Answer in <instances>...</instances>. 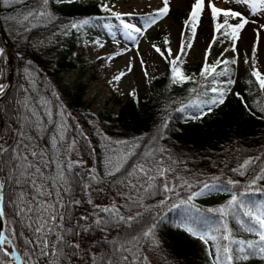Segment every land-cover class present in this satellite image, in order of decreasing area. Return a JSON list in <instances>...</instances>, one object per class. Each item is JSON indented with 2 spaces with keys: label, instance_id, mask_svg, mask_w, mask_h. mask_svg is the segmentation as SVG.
Returning <instances> with one entry per match:
<instances>
[{
  "label": "snow or ice",
  "instance_id": "6c2138e0",
  "mask_svg": "<svg viewBox=\"0 0 264 264\" xmlns=\"http://www.w3.org/2000/svg\"><path fill=\"white\" fill-rule=\"evenodd\" d=\"M55 2L72 4L80 0H55ZM162 2V7L145 17L146 27H152L168 14L169 0ZM224 2L240 5L244 10L221 9L215 6L213 0H208L207 5L205 0H194L188 19L184 22L186 27H190L191 36L185 41L186 33H181L180 53L186 54L185 47L191 49L197 25L206 8L210 10L213 22L212 43L219 40L217 33L231 41V48H226L225 51H237V42L242 40V32L249 23H257L259 29H264V24L248 18L249 14L252 17H264V0H224ZM0 4L4 7L26 5L27 0H0ZM49 4L50 0H35L33 7L21 12L22 21L32 27L37 26L33 21H54L55 16L49 10ZM97 6L120 22L123 29L127 30L129 39L136 41L137 38L133 33L143 35L141 27L128 23L122 18L131 16L132 13L113 11L114 6H109L104 0H100ZM231 20L238 22L231 23ZM89 23V19H82L71 23L69 27L79 30ZM104 27L111 26L104 25ZM254 31L258 43L259 31L256 29ZM64 34L67 35L68 32L65 31ZM165 43H168L167 38ZM211 46L210 44L209 50L205 52V63L200 71V76L204 79L227 75L230 72L229 68L224 67L220 71L217 69L222 64L227 66L237 63L235 58L231 60L218 58L210 65L207 57ZM99 47L102 48L103 44H99ZM153 48L168 61L173 85L183 84L192 79L178 66L182 63L181 54L170 59L172 57L170 48L167 49V56L159 47L153 45ZM123 54V51L116 52L107 59L113 60ZM4 55L5 50L0 48V57ZM256 55L257 47L254 43L251 50L250 76L264 94V74L256 67ZM244 63L249 64L247 56ZM27 64L30 66L32 61H27ZM141 65L143 66L142 60ZM131 70L132 65L129 62L128 71ZM24 74L29 87L22 88L23 92L29 93L31 90L37 93V97L25 95L22 101H17L19 107L14 110L9 109L7 112L2 111L4 106L0 103V264H142L147 257L139 255L140 240L151 238L153 245L157 246L159 241L155 239V229L159 225L153 223L139 236L131 235L126 228H132L141 213L124 215L121 208L131 211L133 207H143V199L158 191L156 180L163 179L166 172L171 169L163 167L164 161L155 159V152L152 150H146L139 160L126 167L129 159L137 155L134 149L121 152L118 148H109L110 154L105 160L103 176L98 175L94 169L79 171L83 161L73 159L72 156L73 153L79 155L83 146L78 147L76 136L86 139L84 133L79 129V125L75 126L74 133L73 126L68 122L71 114L66 112L63 105L53 111L51 102L39 95L36 80L29 67L24 68ZM125 75L127 73L121 71L109 83L113 81L118 83ZM234 83L231 78L226 81L227 85ZM209 91L216 95L203 102L207 112L202 110L201 116L194 117L195 119H200L214 107L223 105L230 88L212 87ZM5 92L6 86L0 84V95ZM129 95L135 98V90ZM236 95L239 97V93ZM56 98L59 100V96ZM241 99L243 100L242 97ZM163 127H167V122ZM158 151L163 152L164 149ZM258 161L261 163H257ZM231 171L240 176L250 174L246 191L264 193V186H258V182L264 181V157L259 155L247 157ZM108 177L112 178L109 187L121 189L117 194L122 197L124 204L118 206L113 201L110 205H101L94 203L91 198V192L99 195L104 191L97 185ZM212 180L219 181L220 177H213ZM239 183L229 178L223 189L229 193V199L218 208L206 210L219 216L221 227L216 229L218 235H210L203 231V226L208 223V217H198L200 226H197L195 220L181 221L177 226L206 246L209 245V241L212 242L215 253L213 254L211 250L208 252L211 264H245L252 259H259L264 264V201L246 202L242 198L245 193L239 191ZM188 187L191 188L192 185ZM123 189H127V192L124 193ZM214 189L218 190L216 183L204 182L198 191L191 192L186 200H181V203L195 208L193 200ZM78 191L89 194L86 202L91 205L90 212L77 211L82 204L81 199L77 198ZM163 191L170 193L174 188L165 183ZM167 199L166 197L165 200L159 201V205L165 204ZM199 212L200 210L197 209V213ZM230 219L235 223V230L229 226ZM113 229L123 235L118 234L113 238L111 236ZM241 233H247L253 238H241Z\"/></svg>",
  "mask_w": 264,
  "mask_h": 264
},
{
  "label": "trees",
  "instance_id": "16d2710c",
  "mask_svg": "<svg viewBox=\"0 0 264 264\" xmlns=\"http://www.w3.org/2000/svg\"><path fill=\"white\" fill-rule=\"evenodd\" d=\"M99 3L100 0H80L78 3L58 4L55 0H50L49 10L55 16V20L33 21L37 24L36 27L23 22L21 15L27 8L33 7L35 0H27L26 5L18 4L12 7L0 4V28L12 55V82L5 99L0 102L4 106L2 111L7 112L9 109L19 107L17 101H22L25 95L37 97L36 92L30 90L29 93H24L22 90L29 87L24 74V68L29 67L36 80L39 95L51 102L53 111L63 105L66 112L71 114L68 122L73 126L74 133L75 126L79 125V129L86 137L84 139L76 136L78 147L83 146L79 155L73 153L72 156L73 159L83 161L79 171L94 169L98 175L103 176L105 160L110 154L109 148H118L121 152L134 149L137 155L129 159L126 167L139 160L146 150L154 151L155 159H162L163 167L170 168L171 171L166 172L163 179L156 180L158 191L143 199V207H133L131 211L121 208L124 215L141 213L132 228H126L131 235L139 236L153 223L159 225L155 229V239L159 241L157 246L153 245L151 238L140 240L139 255L147 257L142 264H211L208 252L211 250L213 254L215 253L212 242L209 241V245L206 246L199 239L185 233L182 228L177 229V226L181 221L192 220L200 226L198 217H208V223L203 226V231L210 235H218L216 229L221 227L219 216L206 210L218 208L229 199V193L223 190L229 178L240 182L238 188L240 192L245 193L242 198L246 202L264 201V193L246 191L250 174L240 176L231 171L247 157L257 155L264 157V111L261 110L264 109V94L260 92L250 72H246L238 78L234 90L226 95L223 105L214 107L202 118L195 119L194 117L201 116L202 110L207 112L203 102L216 95L209 89L222 88L219 76L215 79L202 78L200 71L203 65H199L184 72L185 75L192 77L191 80L173 85L169 63L164 59L162 71L149 78L144 94L135 98L130 95L125 97L115 95L113 101L119 105L117 112L112 113L105 109L101 112L100 118H96L88 111L83 100L87 81L64 82L63 74L81 68L87 62L83 43L87 38L86 29L89 24L79 30L70 29V24L82 19H89L91 22L95 17L104 15L105 12L97 6ZM154 11L138 15L141 25H145V17ZM189 12L185 16L182 12L178 13L169 7L167 15L177 22H185ZM65 31L68 32L67 35L64 34ZM158 41L165 45V36L159 33ZM29 60L32 61L30 66L27 64ZM0 62L2 67L0 82H4L7 79L5 55L0 57ZM224 67L230 69L227 76L231 75L230 64L227 66L222 64L217 71ZM4 118L7 122V116ZM165 122L166 128L163 127ZM120 141L127 143L118 144ZM137 144L139 147H134ZM159 149L164 151L160 152ZM213 177H220V180L213 181ZM111 179L108 177L97 185L104 189L102 193L99 195L95 192L90 193L94 203L110 205L115 201L118 206L124 204L122 197L117 194L121 189L109 187ZM204 182L216 183L217 191L224 195L223 199L195 198L192 202L195 208L181 203V200H186L191 192L199 190ZM165 183L174 188V191L165 193L163 191ZM188 185L192 187L189 188ZM258 186H264V181L258 182ZM123 192L126 193L127 189H123ZM88 196V193L78 191L77 198L81 199L82 204L77 211L92 210L91 205L86 202ZM166 197L167 202L159 205V201L165 200ZM197 209L200 210L199 213ZM228 223L235 230L234 221L230 219ZM118 234L123 235L116 229L111 232L113 238ZM241 238L253 237L241 233ZM245 264L262 262L259 259H252Z\"/></svg>",
  "mask_w": 264,
  "mask_h": 264
},
{
  "label": "rangeland",
  "instance_id": "374dc122",
  "mask_svg": "<svg viewBox=\"0 0 264 264\" xmlns=\"http://www.w3.org/2000/svg\"><path fill=\"white\" fill-rule=\"evenodd\" d=\"M109 6H114L113 11L121 13H132L131 16L122 17L126 22L132 23L137 27H141L143 35L133 33L136 41L128 38L127 30L123 29L120 22L111 17L108 13L95 17L87 26V38L83 43L84 55L87 62L81 68H75L63 74L64 82H73L76 80H86L87 90L83 100L90 111L96 118H100L103 110L108 109L112 113H116L119 105L113 101V97L118 95L125 97L135 90V96H140L147 91V84L156 72L162 71L164 67V57L155 51L153 45L159 47L165 56L168 55L167 49H171L172 57L181 54L182 63L178 66L183 72L195 69L199 65L205 63V52L211 50L207 57L210 64H214L219 58L221 60H231L235 58L236 64H230L231 75L219 76L222 88H230L227 95L231 93L237 86L238 78L244 73L251 72V50L254 43L257 47L256 60L257 69L264 74V29H259L257 23H249L242 32V40L237 42V51H225L231 48V41L219 33V40L212 43L214 28L209 9H205L201 15V21L196 28V36L192 39V47H185L184 53H180L181 33H186L185 41L191 36V29L185 26L184 22H177L170 15H166L152 27L141 25L138 15L156 10L163 6L162 0H104ZM194 0H169V7L178 13L182 12L185 16L191 10ZM208 0H205L207 5ZM216 7L221 9H233L243 11V7L234 3H225L213 0ZM250 20H257L260 24H264V17H252L248 15ZM222 17L220 20L222 21ZM231 23H237V20H231ZM110 25V28L104 27ZM254 29L259 31V40ZM10 30V29H8ZM248 31L249 34L246 32ZM94 32H97L94 34ZM161 33L167 38L168 43L165 45L158 41V35ZM98 43H93V42ZM223 41V42H220ZM252 41V42H251ZM165 42V41H164ZM103 44V47H99ZM123 51V55H118L113 60L107 59L113 53ZM248 57L249 64L244 63L245 57ZM143 61V66L141 65ZM131 62L132 70L128 71V65ZM2 70V67L0 68ZM126 72L118 83L112 81V78L119 72ZM145 72L147 75H145ZM1 74V73H0ZM231 78L235 81L232 85H227L226 81ZM3 84V82H0ZM104 124L103 121H101ZM198 191V190H197ZM224 195L219 193L217 189L210 193L205 192L204 195L197 197L205 200H221ZM177 229H181L177 227Z\"/></svg>",
  "mask_w": 264,
  "mask_h": 264
},
{
  "label": "water",
  "instance_id": "95a60500",
  "mask_svg": "<svg viewBox=\"0 0 264 264\" xmlns=\"http://www.w3.org/2000/svg\"><path fill=\"white\" fill-rule=\"evenodd\" d=\"M0 38L2 41L1 48H3L5 50V58H6V66H7V79L2 84L4 86H6V92H5V94L0 95V102H2L5 99L8 91H9V88L11 86V82H12V55H11L10 48L8 46V43L4 37V34H3L1 28H0Z\"/></svg>",
  "mask_w": 264,
  "mask_h": 264
},
{
  "label": "bare ground",
  "instance_id": "6f19581e",
  "mask_svg": "<svg viewBox=\"0 0 264 264\" xmlns=\"http://www.w3.org/2000/svg\"><path fill=\"white\" fill-rule=\"evenodd\" d=\"M245 31H246V29H245ZM246 33L249 34L248 31ZM1 46H2V41H1V38H0V48H1ZM0 71H1V69H0Z\"/></svg>",
  "mask_w": 264,
  "mask_h": 264
}]
</instances>
